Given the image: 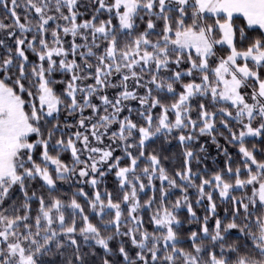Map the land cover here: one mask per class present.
Segmentation results:
<instances>
[{
    "label": "snow or ice",
    "instance_id": "1",
    "mask_svg": "<svg viewBox=\"0 0 264 264\" xmlns=\"http://www.w3.org/2000/svg\"><path fill=\"white\" fill-rule=\"evenodd\" d=\"M0 264H264V0H0Z\"/></svg>",
    "mask_w": 264,
    "mask_h": 264
}]
</instances>
